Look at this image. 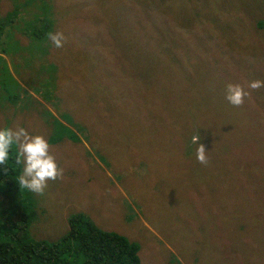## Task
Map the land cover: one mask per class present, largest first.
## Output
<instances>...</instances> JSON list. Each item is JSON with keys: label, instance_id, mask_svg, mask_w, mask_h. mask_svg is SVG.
<instances>
[{"label": "rangeland", "instance_id": "374dc122", "mask_svg": "<svg viewBox=\"0 0 264 264\" xmlns=\"http://www.w3.org/2000/svg\"><path fill=\"white\" fill-rule=\"evenodd\" d=\"M39 25L41 40L30 34ZM145 68L162 87L184 80L186 102L181 92L155 105L153 81L138 79ZM254 79L264 81V0H0V128L45 136L63 170L43 194L1 181L0 222L19 218L18 206L28 238L53 242L83 213L138 243L140 264H264V87L247 88ZM229 83L245 85L242 105L226 99ZM124 98L129 113L106 112ZM183 106L207 164L193 136L156 135ZM206 203L216 217L203 220L222 232L201 222Z\"/></svg>", "mask_w": 264, "mask_h": 264}, {"label": "trees", "instance_id": "16d2710c", "mask_svg": "<svg viewBox=\"0 0 264 264\" xmlns=\"http://www.w3.org/2000/svg\"><path fill=\"white\" fill-rule=\"evenodd\" d=\"M42 30H46V28L42 29L40 25L33 26L30 29V34L35 38L33 34L37 33L38 40H41L40 32ZM143 78L153 81L149 94H152L155 105L161 103V107L165 110L170 102L175 101L176 103V99L181 92L183 93L180 98L181 102L182 104L186 102L188 91L184 80L178 82L176 78H171L169 80L170 88L166 86L162 87L158 83L156 71L151 68H145L140 72L138 79ZM154 86H158L159 88L154 90ZM72 106L69 120H72L74 126L80 129L82 124L79 120H76L77 113H75V109ZM117 106L124 108V110L117 111L118 107H112L106 109V112L111 116L125 115L129 113L128 109L131 108L126 98L123 99L122 104ZM134 115L137 119H142L141 113L134 112ZM194 118L197 117L194 116L193 111L187 106L182 107L180 116H178L175 109L173 118L169 120L170 123L165 125L161 120L158 121L159 129L156 131V135L166 140L167 134H174L172 130L176 129V131L178 130L181 133L182 143L188 144L187 142L191 139L190 136L194 135H200V143L202 141V132L200 131V126L194 121ZM184 120L191 122L187 130H184L181 125L182 122L185 123ZM66 137L71 139V136H64L59 138V140L61 141ZM193 148L196 152L197 144H194ZM16 152L15 148H13L8 164L0 165V182L7 179L11 184L18 186L19 174L22 167L21 163H16ZM187 153L191 154V151ZM182 173L188 175L186 170H183ZM217 180L214 179L213 181ZM206 184L210 186L212 191L214 190L213 183ZM188 197H191V195L189 194ZM197 199L201 200L198 197ZM206 205L208 210L198 213L201 222L204 224L206 230L222 232L220 224L217 227L214 225L212 228L207 220H203L204 217L211 219L216 217L215 211L209 204L206 203ZM21 207L23 208L22 205ZM17 209L20 210L19 218H15L9 222H0V264H140L138 243L125 237L123 234L101 229L83 213H77L68 218V230L60 239L47 242L28 238L29 216L18 206ZM192 211L197 214L195 208H192Z\"/></svg>", "mask_w": 264, "mask_h": 264}, {"label": "clouds", "instance_id": "9594fccd", "mask_svg": "<svg viewBox=\"0 0 264 264\" xmlns=\"http://www.w3.org/2000/svg\"><path fill=\"white\" fill-rule=\"evenodd\" d=\"M53 44L59 48L63 46L64 35L62 32L48 34ZM252 90L264 87V81L254 79L246 84ZM249 95L245 85L229 83L226 87V99L234 106L244 103V98ZM200 135L192 137V143L197 144L196 159L201 164L208 163L206 148L199 143ZM17 149L16 163H23V174L18 183L21 188H27L37 194H43L48 181L62 178L63 170L60 168L55 156L50 151L49 141L45 136L31 134L27 129L16 127L0 128V165H7L12 149Z\"/></svg>", "mask_w": 264, "mask_h": 264}]
</instances>
